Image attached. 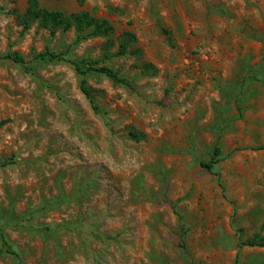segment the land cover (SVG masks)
Returning <instances> with one entry per match:
<instances>
[{
  "label": "rangeland",
  "instance_id": "1",
  "mask_svg": "<svg viewBox=\"0 0 264 264\" xmlns=\"http://www.w3.org/2000/svg\"><path fill=\"white\" fill-rule=\"evenodd\" d=\"M39 2L113 32H22L26 0H0V228L24 264H264V247L242 244L264 234V0ZM45 49L129 85L90 73L94 113Z\"/></svg>",
  "mask_w": 264,
  "mask_h": 264
},
{
  "label": "trees",
  "instance_id": "2",
  "mask_svg": "<svg viewBox=\"0 0 264 264\" xmlns=\"http://www.w3.org/2000/svg\"><path fill=\"white\" fill-rule=\"evenodd\" d=\"M27 6L25 11L19 15V21L22 25V32H25L30 28L32 23L37 22L39 27L49 28L51 33H54L57 29L68 30L73 29L76 33L75 43H79L82 40L91 37H109L113 32V26L105 18L96 17L88 11H80L78 13L66 14L58 10H50L40 5L39 0H26ZM125 40L121 41L117 55H124L127 53L128 42L130 41L129 34L124 35ZM2 58L10 59L13 62L19 64L25 72H29V68L26 66L24 58L18 53L7 52L2 56ZM40 60L46 61H67L73 66L79 78V90L88 100L89 105L94 113L98 112V107L95 104L94 96L87 84V76L90 73H96L103 75L110 81L121 84L129 85L128 81L119 75L118 71L112 69L108 66L99 65V60L96 59H70L65 57V53H56L49 49H45L37 55ZM145 68H150V64H145ZM136 139L137 136L133 135ZM264 149V145L261 147ZM220 155V148L215 146L208 161H201L200 165L207 170L213 169V167L218 163ZM3 217L0 216V219ZM12 220H8L10 222ZM27 221L25 228L30 231H40L47 232L49 235H53L55 232L49 226H38L29 223L30 219ZM264 226V224H263ZM3 228V226L1 225ZM0 228V253L10 256L15 260L17 264H24L22 256L19 251H17L10 243L4 229ZM180 245L183 246V235H180ZM243 245L247 246H257L264 247V234L261 232H255L252 237L245 240Z\"/></svg>",
  "mask_w": 264,
  "mask_h": 264
}]
</instances>
